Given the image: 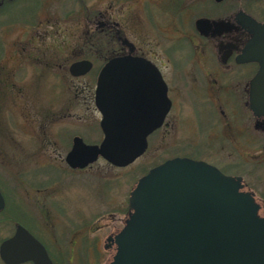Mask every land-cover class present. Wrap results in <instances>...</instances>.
Returning <instances> with one entry per match:
<instances>
[{
    "label": "flooded vegetation",
    "instance_id": "1",
    "mask_svg": "<svg viewBox=\"0 0 264 264\" xmlns=\"http://www.w3.org/2000/svg\"><path fill=\"white\" fill-rule=\"evenodd\" d=\"M248 3L139 0L140 11L131 13L128 25L112 22L102 11L85 6L84 36L99 45V67L94 68L91 58L81 57L69 63L66 75L39 65L35 72L49 75L46 85L51 93L44 100L43 117L54 124L72 115L73 78L95 80L94 104L100 83L104 113L95 105L98 125L66 122L52 134L40 132L31 137L35 147L29 154L50 156L46 162L18 167L22 170L18 174H10L5 167V175L0 176V264H37L34 258H41V247L26 244L25 231L42 245L51 264H110L117 251L115 235L131 212L132 189L151 168L174 157L203 160L241 177L242 190L254 195L259 214L264 215V185L258 187L264 182L260 172L264 165V75L253 83L264 72V29L250 27L245 17L251 15ZM82 59L92 62L91 69L72 75L70 64ZM6 87L23 93L18 83ZM15 124L19 127L20 123ZM86 125L89 133L83 131ZM0 138L2 156L11 160L13 150L25 152L22 139L12 133ZM140 140L146 141L145 151L122 164ZM82 142L98 146L104 142L110 158L99 153L93 161H85ZM151 148L159 155L138 175L133 166ZM201 153L210 161L199 158ZM97 163L105 165L101 176L99 168L95 169ZM122 170L128 174L127 195L123 202H111L109 213L116 220L123 210L122 226L111 225L103 239L90 236L84 212L77 211L75 219L69 214L67 178L84 180L94 173L113 188L119 185ZM26 175H36L38 184H28L21 177ZM252 186L260 189L259 194ZM16 235L17 244H6Z\"/></svg>",
    "mask_w": 264,
    "mask_h": 264
},
{
    "label": "rangeland",
    "instance_id": "2",
    "mask_svg": "<svg viewBox=\"0 0 264 264\" xmlns=\"http://www.w3.org/2000/svg\"><path fill=\"white\" fill-rule=\"evenodd\" d=\"M138 2L139 0H85L90 10L102 11L105 17L121 25L132 22L131 13L138 14L140 11ZM248 5H250L248 11L251 15L258 20L264 19V0L249 2ZM35 6L34 0H17L6 5L1 11L0 137L6 132L12 133L15 138L22 139L24 145L22 149L25 152L13 150L15 156L10 157V160L2 156L0 141V176L5 175L6 166L9 167L7 171L10 174H18V171L24 167L33 164L38 166L47 161L50 157L48 155L41 154L42 157L37 158L29 154L35 147V141L32 138L38 133L52 134L57 127L66 122L73 124L87 122L89 126L93 125L92 122H97L98 125V114L93 100L95 88L93 78L92 81L88 78L87 82L72 79L73 92L72 95L69 94L72 115L62 120L58 118L60 121L55 124L49 117H43L46 108L44 100L49 97L51 89L46 85L49 75L46 73L41 75L43 70L35 72L38 69L36 65L51 69L56 74L66 75L67 67L72 60L89 57L94 62L95 69L99 67L102 60L99 56V45L95 39L85 40L86 18L78 0H37L34 12ZM29 12H32L31 15L28 14ZM19 69L22 70L18 76ZM17 83L23 86V93H17L16 89L6 87ZM16 122L20 123L19 127L15 124ZM89 129L90 127L86 125L83 131L89 133ZM158 155L151 148L133 166L134 171L136 169V173L140 175L145 166L155 160ZM198 156L209 160L206 159L208 156H202V153ZM250 158L252 157L247 159ZM104 166V163L95 165L96 170L99 168L97 171L100 176ZM260 169L264 176V165ZM127 176V172L122 170L120 183L113 188L108 187L104 180L94 173H88V178L84 180L71 176L67 178L70 187L67 189L65 196L68 199L65 201L68 204L69 214L75 219L77 211L84 212L85 218H88L90 236L103 239L111 225L122 226L123 210L116 214V220H113L109 213L113 211L110 208L111 202L113 203L114 200L123 202L127 195ZM21 177L30 185L38 184L36 175L33 177L36 181L32 180L30 175ZM21 177L20 181H23ZM263 185L262 181L258 187L262 189ZM254 190L259 194L260 189L254 188ZM94 229L96 230L91 233Z\"/></svg>",
    "mask_w": 264,
    "mask_h": 264
},
{
    "label": "water",
    "instance_id": "3",
    "mask_svg": "<svg viewBox=\"0 0 264 264\" xmlns=\"http://www.w3.org/2000/svg\"><path fill=\"white\" fill-rule=\"evenodd\" d=\"M245 17L250 27L264 29V23L249 14ZM91 67V61L82 59L68 69L72 75H80ZM263 75L259 72L253 83ZM99 89L100 83L95 105L104 113ZM145 149L146 141L140 140L122 164L133 161ZM104 151V142L100 146L82 142V159L87 162L99 153L108 157ZM241 180L206 161L188 157L170 158L151 168L130 193L131 212L115 235L117 251L110 264H264V215L259 214L260 204L254 195L242 190ZM25 232L26 244L41 247V258L33 257L36 263L51 264L42 245ZM18 241L16 235L6 244Z\"/></svg>",
    "mask_w": 264,
    "mask_h": 264
},
{
    "label": "trees",
    "instance_id": "4",
    "mask_svg": "<svg viewBox=\"0 0 264 264\" xmlns=\"http://www.w3.org/2000/svg\"><path fill=\"white\" fill-rule=\"evenodd\" d=\"M1 1V4H0V14L2 13L1 11H3L6 7V5L10 4V3H13L17 0H0ZM79 3H80V6L83 7V9L85 8L86 3H85V0H78ZM248 2H257L258 0H247ZM37 6V0H34V6ZM36 6L34 8V12L36 10ZM32 12H29L28 14L31 15ZM0 46H1V39H0Z\"/></svg>",
    "mask_w": 264,
    "mask_h": 264
}]
</instances>
